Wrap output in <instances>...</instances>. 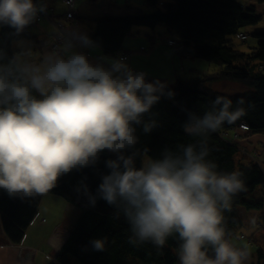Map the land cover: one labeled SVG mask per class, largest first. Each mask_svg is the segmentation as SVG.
Returning a JSON list of instances; mask_svg holds the SVG:
<instances>
[{
    "label": "clouds",
    "instance_id": "1",
    "mask_svg": "<svg viewBox=\"0 0 264 264\" xmlns=\"http://www.w3.org/2000/svg\"><path fill=\"white\" fill-rule=\"evenodd\" d=\"M47 13L48 0H0V32L10 30L12 41L0 40V191L32 198L102 161L95 194L86 176L75 190L92 207L102 200L114 208L129 244L162 248L175 238L179 264H245L248 252L229 242L224 226L244 180L219 170L208 137L246 109L218 96L202 115L187 112L182 128L193 142L151 155L141 134L161 127L153 109L174 99L170 83L136 70L123 53L105 54L81 27L56 28L39 45L22 39ZM105 243L91 242L96 251Z\"/></svg>",
    "mask_w": 264,
    "mask_h": 264
},
{
    "label": "trees",
    "instance_id": "2",
    "mask_svg": "<svg viewBox=\"0 0 264 264\" xmlns=\"http://www.w3.org/2000/svg\"><path fill=\"white\" fill-rule=\"evenodd\" d=\"M89 1L94 3L96 0ZM144 5L151 10L150 13L127 4L131 15H105L87 24L91 37L101 43L105 54L120 52L129 58L132 51H127L125 42L132 38L136 28L155 30L162 26L169 34H176L177 45L172 46L169 40L167 44L175 49L180 59H201L214 70L212 74L194 77L180 74L170 83L175 92L174 99H163L153 109L158 113L161 127L150 136L141 134V146L148 148L151 155H158L165 146L193 142L182 128L187 120V112L202 115L218 96L231 99L233 107L242 106L246 109V115L240 120L231 125L225 124L208 137L213 150L211 158L219 170L238 171L245 184L244 189L233 197L230 210L224 212V226L232 244V239H240L245 228L238 214L240 209L261 211L264 214V167L261 162L248 156L245 152L248 150H242L244 139L264 133V32L254 34L257 45L249 52L240 49L241 42L237 41L238 35L244 33L243 29L256 25L261 16L254 9L244 8L238 0H144ZM48 10L50 17L44 16L42 19L58 22L54 8L48 7ZM32 27L22 39H37ZM9 31L4 29L0 32V40L10 44L12 41L7 36ZM148 37L151 40L149 47L139 48L137 52L154 48L155 36L150 34ZM223 82L234 84L238 89L228 92L213 87L214 84L220 87ZM242 85L248 90L240 92ZM241 99L245 103L237 105L236 102ZM241 123L246 124L249 131L238 129ZM235 133L238 134L237 138H234ZM105 171L101 161L95 169L62 177L56 188L32 198H10L6 192L0 191V219L4 233L13 244H21L28 227L38 215L42 198L52 194L77 207L81 214L75 225L64 234L63 247L50 264H179L178 241L175 238H169L162 248L150 243L133 246L128 242L129 226L123 218H115L114 208L102 200L92 207L82 193L76 192L79 182L86 176V183L95 194L100 174ZM259 187L263 188L261 197L257 193ZM96 239L106 240L104 251L93 249L91 242ZM253 244L248 243L249 246ZM262 249H257L260 257L264 256Z\"/></svg>",
    "mask_w": 264,
    "mask_h": 264
},
{
    "label": "crops",
    "instance_id": "3",
    "mask_svg": "<svg viewBox=\"0 0 264 264\" xmlns=\"http://www.w3.org/2000/svg\"><path fill=\"white\" fill-rule=\"evenodd\" d=\"M107 1L108 0H100V2H98V0H96L94 3H92L89 0H75V6L78 10L79 16L76 18L75 22L67 23L66 28L70 26L81 27L86 29L91 35V31L87 24H90L94 20L105 15L120 16L123 13H129L126 1L130 2L132 5L133 3L135 5V3L138 2V0H121L117 3L111 2L108 5ZM139 1L143 2L144 0ZM48 7L54 8V12L57 14L56 20L64 21V19H66L65 13L67 11V5L64 0H48ZM55 29V26L50 20H38L37 23L32 27V33L37 37L34 42L39 45L40 42L50 36L55 31ZM149 35L150 34H148V36ZM125 45L127 51L130 52L134 49L137 50L139 48H146L145 44L143 43L134 44L133 41L128 43V39H126ZM156 49V46L152 48L153 51ZM158 51L161 53V55H158L156 59V65L160 67L161 63L164 62V66L167 68V72L170 74H150V71L153 72V70H151L152 65L150 63V59L152 57L151 54H154L151 52H141L139 55L132 54V56L128 58L129 63L138 71H146L150 78L166 79L169 83H172L171 81H174L176 76L180 75V73L181 75L184 74L188 77H194L199 74L210 73V70L212 69V67L206 61L201 59H180L175 53V49L167 44H164L162 48L157 50V52ZM169 66L174 69L173 72L169 71ZM213 87L217 90H221V88H219L216 84H214ZM227 91L229 92L230 90ZM256 138L257 137L253 136L252 138L244 139L243 143L248 142L252 148L259 152L260 159L263 161L262 163H264V160H262L264 159V143L261 142L263 144H253L252 142L255 141L254 139ZM238 214L244 223V227L249 229L250 233L249 235H246L248 237L253 236L255 239L253 244L254 246L251 247H255L257 245V247H259L258 249L262 248V243L264 244V231L255 233L252 225L254 223H259L260 218L264 214L261 211L248 212L244 209H240ZM54 215L57 216L55 213ZM54 215L53 210L49 207L48 203L44 205H41L40 203L38 215L28 227L24 240L21 244H13L8 239L4 233L0 219V264H50V262L56 258L63 247L64 234L69 231L64 230V223L61 217L55 218ZM262 259L264 260V258Z\"/></svg>",
    "mask_w": 264,
    "mask_h": 264
},
{
    "label": "rangeland",
    "instance_id": "4",
    "mask_svg": "<svg viewBox=\"0 0 264 264\" xmlns=\"http://www.w3.org/2000/svg\"><path fill=\"white\" fill-rule=\"evenodd\" d=\"M120 1L121 0H108L107 4L109 5L111 2L117 3ZM238 1H239V4L243 5L244 8L254 9L256 11V13L259 16H261L260 21L256 25L246 26L243 29V32L246 33L248 36V40L244 43L241 42L240 49H242L245 52H249V51H251V48H253L257 45V39L255 38L254 34L264 32V2L261 0H238ZM98 2H100V0H98ZM126 2L128 5L131 4L128 1H126ZM119 5H121V4H119ZM132 6L142 9L144 13H150L151 12V10L144 5V1L142 2V1L138 0V2L135 3V5L133 3ZM120 7H122V6H120ZM128 12L129 13H123L117 17H123V16H128L129 14L130 15L132 14V12H130V11H128ZM78 16H79L78 11L73 12L71 17H67L66 19H64V21L61 22L63 24L62 27L66 28L67 23L75 22L76 18ZM108 16H111V15H108ZM52 24H54L55 28H60V25H61V24H58L56 26L55 21L52 22ZM164 29L165 28L164 27L162 28V26L156 27L155 30L148 28V27H139V28H136V31H135L134 35L132 36V38H128V43L130 41H133L134 44L135 43L136 44H142L143 43V44H145L146 49H147L149 47L150 41H151L148 37V34L155 36V46L157 49L155 51H153L152 49L147 51V52L154 53V54H151L152 57L150 59V63L152 65L151 70H153V72L150 71V74H152V75L170 74L167 72V68L164 66V62L161 63L160 67H158L156 65V59H157L159 54L161 55V53L159 51L157 52V50L159 48H162V46L164 44H167L168 40L169 41L170 40L171 41L176 40V37H175L176 34L175 35L169 34ZM237 41H239V40L237 39ZM140 53L141 52H137L136 49L132 50V52H131V54H134V55H139ZM169 71L173 72L174 69L171 66H169ZM159 72H162V73H159ZM213 72H214V70L211 69L210 73L212 74ZM174 81H171V82H174ZM219 86H220L219 88H221L222 90H225V91L230 90V89L234 90V88L238 89L236 85L226 83V82L221 83ZM242 88L243 89L240 92L248 90L246 88V86H244V85H242ZM255 137H257V138L254 139L255 141L252 142L253 144H256V143L258 144L261 142L264 143V133L255 135ZM263 143H261V144H263ZM242 147H243L242 150H248L250 153H251V151L255 150L254 148H252L249 145L248 142L243 143ZM260 153H261V151H260ZM254 155H256V160L261 162V164L264 167V163H262L263 161H261V159H260L259 152L255 151ZM262 160H264V159H262ZM262 191H263V188L259 187L257 190L259 197L262 196ZM46 203H48L49 207L53 210V215H54V213L57 215V216L54 215L55 218L61 217V219L63 220V223H64V230H70L75 225L77 219L79 218V216L81 214L80 210L77 207L72 206L71 204H69L65 199H63L60 196H56V195H52V194H46L42 198L41 205H44ZM252 227H254V226H252ZM254 230H255V233H258L260 231H264V215H262V217L260 218L259 224H257V227L254 228ZM249 233H250L249 229L244 228L243 234L247 239L242 240L241 238L240 239L239 238H233L232 244L238 248H244L248 252V260L245 262V264H264V260L257 253V249H258L257 245L255 247H251L248 245V240L252 241L253 243L255 242V239L253 236L252 237L247 236V235H249ZM262 246H263L262 248L264 250V244L263 243H262ZM263 254H264V251H263ZM77 264H79V263H77Z\"/></svg>",
    "mask_w": 264,
    "mask_h": 264
},
{
    "label": "built area",
    "instance_id": "5",
    "mask_svg": "<svg viewBox=\"0 0 264 264\" xmlns=\"http://www.w3.org/2000/svg\"><path fill=\"white\" fill-rule=\"evenodd\" d=\"M65 3L67 4V6H68V10H67V17H71L72 16V14H73V12H76V9H75V1L74 0H65ZM44 16H47V17H50V15H49V10H48V13L46 14V15H43L41 18H43ZM40 18V19H41ZM54 22V21H53ZM58 24H61L60 25V27H62V23L61 22H56V26L58 25ZM64 28V27H63ZM49 37H47V38H45L44 40H46V39H48ZM247 35L245 34V33H240L239 34V39L240 40H242V41H246L247 40ZM43 40V41H44ZM169 44H171L172 46H175L176 45V43L174 42V41H169ZM238 129H240V130H242V131H249V127L246 125V124H244V123H241L240 125H239V128ZM238 137V134L237 133H235V137L234 138H237ZM247 154H248V156L251 158V159H255L256 160V155H254V154H252V153H249V152H247V151H245ZM253 226H257V224H255V225H253ZM240 238L242 239V240H246L247 238L244 236V234H241L240 235ZM248 243L251 245L252 244V241H250V240H248Z\"/></svg>",
    "mask_w": 264,
    "mask_h": 264
}]
</instances>
